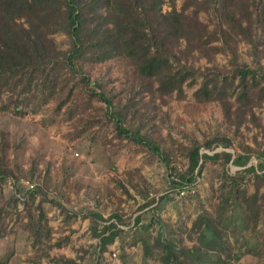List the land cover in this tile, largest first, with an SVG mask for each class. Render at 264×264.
Instances as JSON below:
<instances>
[{
    "label": "rangeland",
    "instance_id": "rangeland-1",
    "mask_svg": "<svg viewBox=\"0 0 264 264\" xmlns=\"http://www.w3.org/2000/svg\"><path fill=\"white\" fill-rule=\"evenodd\" d=\"M183 2L176 0L177 7ZM163 9L169 10L168 3ZM199 16L214 26L211 12ZM53 37L60 50L69 48L64 31ZM239 48L242 59L252 63L249 44L242 41ZM228 59L227 53L217 52L211 60L196 56L191 63L221 67ZM81 69L91 81L88 88ZM81 69H59L58 79L49 81L46 90L33 86L24 91L23 80L14 92L0 94V164L4 161L13 172L0 182V264H95L100 254L106 264H164L169 258L160 245L154 246L155 237L175 251L196 244L205 261L228 258L230 250L226 264H264V185L258 186L251 170L206 159L194 182H172L175 171L187 169V147L194 139L224 134L233 140L227 150L245 153V146H251L248 165L257 166L258 148L264 149V101L254 108L258 124L248 117L237 129L218 100L197 101L201 78L185 85L183 97H161L149 90L137 92V76L125 58L86 63ZM94 81L116 107H126V128L141 127L169 150V164L119 131ZM217 145L205 151L224 149ZM39 205L44 212L40 224ZM204 210L211 215L210 225L222 233V250L206 246L214 232L192 228ZM113 213L121 216L122 230L103 243L94 228L116 221Z\"/></svg>",
    "mask_w": 264,
    "mask_h": 264
},
{
    "label": "trees",
    "instance_id": "trees-1",
    "mask_svg": "<svg viewBox=\"0 0 264 264\" xmlns=\"http://www.w3.org/2000/svg\"><path fill=\"white\" fill-rule=\"evenodd\" d=\"M165 3L169 10L163 9ZM201 11L215 16L213 27L200 18ZM59 30L69 36L70 46L66 50H60L53 37ZM262 36L264 0H184L181 8L177 7L176 0H0V94L6 90L14 92L23 80H26L24 91L33 86L46 90L50 88L49 81L58 79L59 69H81L86 63L120 57L133 65L138 93L149 90L158 92L161 97L173 93L183 97L185 85L199 82L201 78L195 91L197 101L218 100L224 117L239 129L248 117L252 121L258 119L254 108L264 101ZM242 41L249 44L252 63L242 59L239 48ZM217 52L227 53L228 65L201 68L191 63L196 56L211 60ZM81 71L83 85L88 88L91 81L84 69ZM94 83L102 88L101 83ZM91 92L96 93L94 89ZM99 96L107 104L109 118L115 119L121 133L144 143L170 163L169 150L162 149L152 135L143 133L141 127L130 130L123 125L126 107H116L103 88ZM214 143L222 144L224 149L206 152L205 148H213ZM232 144V138L224 134L204 141L194 139L187 147L188 167L175 171L173 184H191L201 174L204 161L212 159L222 161L224 166L229 162L246 166V170L257 177L258 186H263L264 149L258 148L259 162L254 166L248 165L252 147L246 145L245 153H235L226 149ZM1 162L0 182L13 174L6 163ZM177 179L179 182L175 181ZM235 193L238 195V191ZM257 207L256 204L253 209L257 211ZM38 209L40 224L44 212L41 205ZM29 216L34 222L30 211ZM112 217L116 221H108L100 230L96 223L94 228L103 243L113 241L122 230L121 216L113 213ZM210 217L204 210L193 221L192 228H202L203 234L214 232L215 239L207 241L206 246L222 250V233L210 225ZM157 245L169 258L164 264H226L231 256L228 250V258L220 255L215 261L211 258L205 261L196 244L175 251L169 242L162 243L155 237L154 246ZM149 251L150 245L145 242V256ZM98 258L95 264H106L103 255Z\"/></svg>",
    "mask_w": 264,
    "mask_h": 264
},
{
    "label": "built area",
    "instance_id": "built-area-1",
    "mask_svg": "<svg viewBox=\"0 0 264 264\" xmlns=\"http://www.w3.org/2000/svg\"><path fill=\"white\" fill-rule=\"evenodd\" d=\"M31 186H33V185H31ZM184 191H182V193H183Z\"/></svg>",
    "mask_w": 264,
    "mask_h": 264
}]
</instances>
